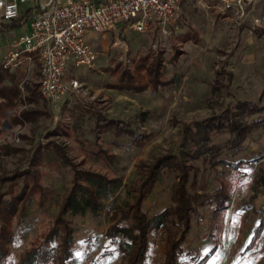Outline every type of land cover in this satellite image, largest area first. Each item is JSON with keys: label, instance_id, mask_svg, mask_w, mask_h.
I'll return each instance as SVG.
<instances>
[{"label": "rangeland", "instance_id": "obj_1", "mask_svg": "<svg viewBox=\"0 0 264 264\" xmlns=\"http://www.w3.org/2000/svg\"><path fill=\"white\" fill-rule=\"evenodd\" d=\"M214 3V0H182L171 22L163 27L151 23L145 31H137L126 25L127 29L120 30L121 42L117 46L113 45L115 39L109 31L89 33L90 41L98 45V57L91 67L68 66L66 78H76L79 86L68 90L64 103L51 109L40 94L37 102L21 98L11 107L10 115L35 107L45 112L16 124L1 119L2 198L9 199L18 192L24 178H30L29 171L19 173L33 162L41 186L16 201L8 224L10 241L5 264H18L28 249L42 241L50 251L59 247L61 229L48 241H44V236L71 186V167L50 141L62 146L79 168L118 179L95 210L84 207L65 213L73 239L68 264H123L119 236L111 239L106 230L113 208L131 199L128 187L139 174L136 167L139 159L150 160L168 150L181 152L177 147L183 122L217 114H233L238 121L264 118V0H257L248 14L240 18L218 13ZM256 17L260 18L258 22L254 21ZM151 52L160 55L163 75L171 81L141 91L108 86L116 79L111 67L120 65V70L126 67L133 71L134 60ZM225 58L234 77L229 87L215 88V78L226 82L224 75L216 73ZM39 75L36 60L28 81L38 83ZM2 84L5 85L3 81ZM21 84L28 82L23 80ZM239 100L250 101L262 110L247 113L238 107ZM98 113L129 120L135 130L148 136L133 142L126 134L113 132L110 126L97 128ZM207 134L210 142L223 144L220 157L230 163L209 165L203 164L200 157L189 159L194 166L189 172L187 190L213 193L224 180L231 185V195L221 215L219 238L211 203L206 202L199 214H193L176 264H264V228L252 246L247 247L264 214V128L250 131L235 149L225 145L229 136L226 124L208 130ZM106 154L113 155L111 161L105 160ZM235 162L238 166L233 171L231 164ZM174 181L175 172L163 169L143 198L142 210L152 215L173 204ZM178 229L170 224L147 232L146 264H163L165 238Z\"/></svg>", "mask_w": 264, "mask_h": 264}, {"label": "trees", "instance_id": "obj_2", "mask_svg": "<svg viewBox=\"0 0 264 264\" xmlns=\"http://www.w3.org/2000/svg\"><path fill=\"white\" fill-rule=\"evenodd\" d=\"M29 9L30 7L26 9L25 13ZM18 23V21H11L4 28H11ZM174 51L173 56L176 58L178 51L177 49ZM227 60L228 58L222 59L220 67L216 71L218 75L225 76L226 82L221 83L215 78L213 83L215 88L221 86L229 87L231 84L234 72L226 67ZM162 64L160 55H155L151 52L134 60L133 71L126 67L120 70V65L111 67L110 70L116 73V79L109 83L108 86L133 91H141L146 88L156 89L160 83L166 84L171 81V79H167L163 75ZM5 78H10L12 83L3 85L2 81ZM0 85V132L2 130V118H5L9 124H16L30 119L33 114L45 112L43 109L35 107L22 109L15 115L9 114L11 107L21 98L26 102L38 101L40 92L37 90V83L33 85L34 87H30L29 84L23 85V89L28 91L27 94H23L18 83L14 81L13 74L8 73L3 68L2 70L0 69ZM238 107L244 108L247 113H255L262 110L261 106H254L252 102L247 100H239ZM144 112H141V114ZM95 123L97 128L99 126H110L113 132L119 135L126 134L133 142H138L148 136V133L135 130L129 120L107 117L98 113ZM225 124L229 133L225 145L235 149L239 148L250 131L264 128V118L238 121L233 114H217L183 122L181 126L182 138L177 147L181 152L168 150L154 155L150 160L139 159L136 163L139 174L134 177L128 187L131 192V199L113 208L111 222L106 230V235L111 239L119 236L118 247L125 258L123 264H146L147 232L154 228H167L170 224L177 225L179 229L175 234L168 233L165 238L163 264H176V256L183 249V243L191 228V218L194 213H200V207L206 202L212 204V220L215 223V233L217 238L220 237L222 231L221 215L226 207V201L231 195L230 183L222 180L213 193H208L189 192L187 190V182L190 169L194 166L189 159L200 157V161L203 164L209 165L220 161L230 163L227 159L220 157L223 144L210 142L207 134L208 130L221 128ZM50 143L53 144L63 161L71 167V186L63 197L59 210L54 217L52 227L44 236V241H48L61 229L59 247L54 251H50L49 248L43 246V241L39 242L24 253L18 264H42L48 260H51L52 264H68V259L72 252L73 239L72 227L65 219V213L69 210H81L84 207H88L91 211L95 210L101 205V198L109 196L111 188L116 185L118 180L117 178L108 177L100 171L79 168L65 153L62 146L54 141H50ZM189 144L192 145L193 149L188 147ZM102 151L104 153V150ZM112 156V154H106L105 160L107 162L111 161ZM32 164L34 162L26 170L19 173L23 174L29 171L30 178H24V182L16 194L11 195L9 199L2 198V194H0V220H4L0 223V264H5L4 258L9 251L7 245L10 241L8 224L11 215L16 209V201L24 199L27 193H31L36 188L41 189L36 180V172ZM231 165L234 171L237 169L238 162ZM163 169H172L175 172V181L173 183L174 202L162 210L148 215L142 210L141 203L148 191L156 183ZM29 180L31 182L30 185ZM262 228H264V214H261L247 247L252 246Z\"/></svg>", "mask_w": 264, "mask_h": 264}, {"label": "built area", "instance_id": "obj_3", "mask_svg": "<svg viewBox=\"0 0 264 264\" xmlns=\"http://www.w3.org/2000/svg\"><path fill=\"white\" fill-rule=\"evenodd\" d=\"M26 0H0V29L19 17ZM182 0H39L25 16L28 30L11 41L2 67L14 69L24 60L38 57V90L51 109L64 103L69 89L77 88L76 78H66L68 66H93L99 50L88 33L114 32L126 24L145 31L151 23L163 27L171 22ZM257 0H214L216 11L240 18ZM260 18H254L258 22Z\"/></svg>", "mask_w": 264, "mask_h": 264}, {"label": "crops", "instance_id": "obj_4", "mask_svg": "<svg viewBox=\"0 0 264 264\" xmlns=\"http://www.w3.org/2000/svg\"><path fill=\"white\" fill-rule=\"evenodd\" d=\"M38 1L39 0H26L23 3H21L19 6V11H20L19 17L17 19L12 20V21H18L19 23L16 26H13L11 28H4V26H7V24L11 23V21H9V22H5L3 24V26L1 27V29H0V69L1 70L3 69L2 60L5 57L6 53L9 51V49L11 48V41H12L13 37H16V36L26 32L28 30V24L25 20V16L27 14V13H25L26 9H28L32 5H35ZM127 27H129V26L127 25ZM123 29H127L126 24H120L118 26V29H117L118 37L120 35L119 34L120 30H123ZM110 34H111L112 39L114 40V37H113L114 32H110ZM87 37H88V35H87ZM90 38L88 37L89 40H90ZM103 42H104V40H102V43ZM114 42L115 41L112 42L114 46H117V44H119V43H114ZM95 45L98 48V45L97 44H95ZM36 60L38 61V57L36 55H34L31 60H24L20 65H18L14 69H6L11 74L15 73V76H14L15 80L14 81H16L18 83V85L22 91L24 90L23 84H21V82L23 80L25 82H28L30 87H34L33 86L34 84L32 82L30 83L28 81V79H29L28 77L32 78V71L34 70V63ZM38 71H39V69H38ZM3 82L5 85H10L12 83V80L10 78H5L3 80ZM37 90H38V85H37ZM24 91H25L24 93H26V94L28 93L27 90H24Z\"/></svg>", "mask_w": 264, "mask_h": 264}]
</instances>
